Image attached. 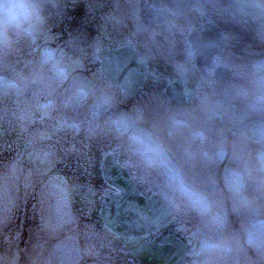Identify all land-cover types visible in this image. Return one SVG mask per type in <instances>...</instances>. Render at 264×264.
<instances>
[{"label": "clouds", "instance_id": "obj_1", "mask_svg": "<svg viewBox=\"0 0 264 264\" xmlns=\"http://www.w3.org/2000/svg\"><path fill=\"white\" fill-rule=\"evenodd\" d=\"M111 2L106 19L133 25L128 46L136 51V36L146 34L150 41L136 55L144 72L126 73L119 92L126 94L141 75L158 81L161 75L148 69L159 56L171 68L164 79L181 86L185 106L172 107L162 93L154 97L161 119L150 130L142 127V109L113 116L110 128L126 138L141 181L156 188L164 214L199 219L206 235L191 264H242V254L244 264H264V0H153L155 29L143 21L142 0ZM60 7L59 0H0V50L34 39ZM178 38L182 59L174 55ZM197 55L207 61L203 68ZM40 64L51 80H67L56 49H42ZM34 82L48 81L37 76ZM112 87L99 106H113ZM0 89L18 92L21 82L0 78ZM87 97L88 90L77 85L73 102Z\"/></svg>", "mask_w": 264, "mask_h": 264}, {"label": "rangeland", "instance_id": "obj_2", "mask_svg": "<svg viewBox=\"0 0 264 264\" xmlns=\"http://www.w3.org/2000/svg\"><path fill=\"white\" fill-rule=\"evenodd\" d=\"M87 1L93 6L98 5L99 9L103 10L100 6L102 4L100 0ZM107 5L109 4H104L103 7L108 9L110 6ZM111 8L113 9V7ZM52 38L48 29L44 26L39 35L34 39H19L14 41L10 49L0 50V78L17 79L21 82V89L18 92H7L0 89V140L4 142L2 132L7 127L8 120L9 122L12 120V117L8 119V112L13 111L14 117L23 123L25 119L31 118L37 113L40 109L39 107L44 108L43 113L51 111L49 115L52 117L57 115L58 118L60 116L61 118L63 116L66 117V112L69 113V110L76 115L77 113L74 110H78L79 113H82V119L87 117L86 121L97 123L103 120L108 129V131L106 129L101 131L104 135L113 138H122L116 142H121L125 146L123 153H128L131 156L130 162L134 166V157H132L129 151L127 140L124 137L118 136L110 128L109 121L115 115L141 108L137 104H133L135 108L128 110L122 108L123 102L126 100L123 96L119 99L115 97V102L111 107L99 106L100 97L104 92L100 91L96 79L92 78V76H85L83 71L71 73L72 69L83 68L81 66L82 62H79L78 58L74 61L70 60L68 63L65 62L68 68V78L66 81L58 83L51 80V74L47 68L42 67L40 64V54L42 49L51 48L50 42ZM56 50L62 53L60 47ZM17 54L21 58H27V61L22 62L19 58V63H15L12 58ZM8 57H10V60H8ZM24 66L26 67L25 69H23ZM38 72L48 81L46 86L41 84L32 85L30 75ZM24 73L30 74L29 80L24 76ZM27 82L28 84L26 85ZM77 85L88 90L86 100L73 102L72 96ZM140 100L143 104H140V106L147 108L155 104L146 102L144 97H141ZM49 102L52 103V106L43 107V105ZM46 109H48L47 112ZM83 110H86V112H83ZM148 110L152 111L151 109ZM46 115L48 116V113ZM4 116L6 117L4 118ZM77 116L79 117L78 114ZM69 117H71L70 114ZM159 119H161V116H151V120L144 121L142 127L150 130L152 125ZM42 127V125L33 123L30 129L31 131L28 133V140H26L27 136L22 135L24 143H28L31 149L27 153L28 158L31 159L29 165L27 164L29 160L25 158L26 154H21L20 157L17 156V159L13 161L15 157L12 158V155L14 156V153H8L5 146H0V264H84V262L81 263V260L86 259L83 257L87 256L82 251V241L76 238L81 229V225L71 212L67 198V185L63 178L59 176L51 177L47 170L46 163L49 164L50 162L51 166H53L52 159L49 161L48 158L49 155L53 154L48 152H33L32 150L34 148L32 144L37 142V140H34L35 135H32V133L39 136V131H41L40 129ZM35 129L39 131L37 132ZM30 134L32 135L31 137ZM30 152L35 156L34 161H32L33 158L29 154ZM59 153L57 152V154ZM27 176L30 179H27ZM34 180L39 182L32 186ZM31 186L34 192L37 191L38 204H34L31 200L32 195L35 196L32 194ZM20 191L24 192L25 200L28 202H25L23 199L22 204L24 206L21 208V202L18 205L17 198ZM29 192H31V195ZM26 208L29 213L33 211L37 213L41 212V215L38 214V218H42L43 227L41 230H32L28 233L23 231L30 224L23 221L21 217H18ZM16 215L17 217H15ZM178 221L182 222L180 233L190 245V253L192 254L198 245L199 239L202 235H206V233L202 232V225L194 215L179 214ZM23 224L25 226L27 225L26 228L22 227ZM232 227H236L235 218L232 220ZM33 228L31 227L30 229ZM18 230V233H14ZM84 248L88 247L85 246ZM94 249V246H89L87 250L89 252L88 254H96ZM247 256L252 257L253 260L255 259V254L250 249L247 251ZM241 259L242 264H244L245 257L243 254ZM85 264L92 263L85 262ZM189 264H191V260Z\"/></svg>", "mask_w": 264, "mask_h": 264}, {"label": "water", "instance_id": "obj_3", "mask_svg": "<svg viewBox=\"0 0 264 264\" xmlns=\"http://www.w3.org/2000/svg\"><path fill=\"white\" fill-rule=\"evenodd\" d=\"M136 52L131 47L101 50L98 57L102 62L101 71L114 85L130 72L136 71ZM207 61L197 55V65L204 67ZM141 73L143 68H139ZM226 78V77H225ZM141 75L136 84L127 92L135 94L142 84ZM181 87L171 84L167 87L166 94L176 101H184ZM104 177L114 185L119 194L105 198L102 206V219L105 225L113 232L123 236H141L150 234L153 230L162 227L173 214L165 215L163 203L157 199H148L139 194L135 183L129 177L128 170L117 163L114 154L106 156L103 164ZM186 248L183 243L170 235H158L148 241L135 252L138 264H184Z\"/></svg>", "mask_w": 264, "mask_h": 264}, {"label": "trees", "instance_id": "obj_4", "mask_svg": "<svg viewBox=\"0 0 264 264\" xmlns=\"http://www.w3.org/2000/svg\"><path fill=\"white\" fill-rule=\"evenodd\" d=\"M59 3L61 7L57 10L58 12H60L61 19L64 20V22H62L63 26L66 27V24H69L71 26L72 31H74L73 33H76L78 31H83L84 36L85 35L87 36V38H84V41L80 42L79 44L80 50H82V47L85 46V43L88 42V39L90 40V38L92 37L90 36V32H88L89 29H92L91 27L89 28L88 20H89V15H91L93 12V8L91 7L89 3L88 5L86 3L69 4V3L62 2V1H59ZM57 10L53 11V14L50 16L47 22L48 26H50L51 28L54 27L52 24L51 18L53 15H56ZM93 46H96L95 42L93 43ZM93 46H92V50H93ZM84 195L85 193L83 192V196ZM164 231L182 238V236L179 233V227L175 219L164 227Z\"/></svg>", "mask_w": 264, "mask_h": 264}, {"label": "flooded vegetation", "instance_id": "obj_5", "mask_svg": "<svg viewBox=\"0 0 264 264\" xmlns=\"http://www.w3.org/2000/svg\"><path fill=\"white\" fill-rule=\"evenodd\" d=\"M156 26L153 28L155 29ZM146 35V34H145ZM145 35L137 36L134 37L135 41L137 42V50L140 53L146 52V49L144 48V45L146 43H150L148 38L146 39ZM108 43L107 45H109ZM182 43L180 42L179 38L177 39L176 45H175V50H174V55L175 58H180L182 59ZM150 67H153L150 69ZM150 72L158 73L161 75V78L158 81H154L151 76H148L146 78V84L145 87L143 88L145 92H155L158 91L162 87V85L168 80L164 79V77L169 76L171 74V68L170 66L165 62V60L159 56H156L154 59H152L149 63V69ZM142 94V93H141Z\"/></svg>", "mask_w": 264, "mask_h": 264}]
</instances>
